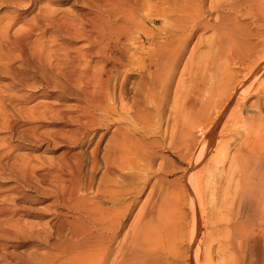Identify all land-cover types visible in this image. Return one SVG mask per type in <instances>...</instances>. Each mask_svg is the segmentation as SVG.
<instances>
[{
  "label": "bare ground",
  "instance_id": "obj_1",
  "mask_svg": "<svg viewBox=\"0 0 264 264\" xmlns=\"http://www.w3.org/2000/svg\"><path fill=\"white\" fill-rule=\"evenodd\" d=\"M83 3L33 17L71 41L62 62L50 47L27 56L34 28L16 43L32 70L54 65L61 80L47 79L54 101L28 109L60 121L52 140L66 149L43 172L26 170L31 157L20 170L51 198L38 212L52 221L44 264H264V0ZM163 152L184 165L175 188ZM13 222L6 237L37 239Z\"/></svg>",
  "mask_w": 264,
  "mask_h": 264
},
{
  "label": "rangeland",
  "instance_id": "obj_2",
  "mask_svg": "<svg viewBox=\"0 0 264 264\" xmlns=\"http://www.w3.org/2000/svg\"><path fill=\"white\" fill-rule=\"evenodd\" d=\"M9 2L8 0H0V209L3 207L17 208L18 213L13 215L11 219L10 216L5 217L0 212V264H44L47 251L46 242L50 240L48 237V228L52 221L50 214L46 213V211L45 216L38 212H42L43 209L50 205L51 198H47L46 200L41 199V195L38 196V192L36 191L41 186L33 178L23 176L20 170L23 171L26 167L28 172L34 168L42 169L41 172H43L46 168H49L53 162H56L57 157L66 149L65 144L56 145L52 140V134H54L57 127L60 126V121H57V118L55 119L53 114H45L44 117L41 116L39 118L40 120L37 119L33 121L30 119L31 116L28 109L35 103L40 102L41 104L43 102L54 101L56 94L53 92L52 86L47 82V79L49 78L51 81L57 82H61V80L60 78L58 79L59 76L57 75V70L54 65V67L47 66L46 64L44 65L46 67L45 76L32 70L30 62L34 60V62H36L37 58H24L21 51L16 46V43L20 40L17 37L23 36L24 34L26 36L27 32H29V34L31 33L29 28H34L33 19L36 14L42 16L46 10H55L59 13L61 12V15L72 17L74 16L73 13L76 14L75 12L84 9V3L83 0H32V2L23 0V3L20 5H13ZM16 16L20 17L22 21L12 26L9 22H11V19L13 21ZM23 22L28 23L25 25ZM78 22L80 23V20H78L77 23ZM7 23H9L11 27L8 28L9 24ZM6 24L8 26H6ZM3 27H7V30L5 29L6 33ZM36 30L38 29L34 30L37 34H30L32 37H30L31 40L29 41V45L27 44V49H25L26 53H28L27 56L29 55V57H32V55L35 54L31 51L33 48L37 51L39 50V52L41 48H45V51L51 48L55 54V58H59L62 62V60L66 58V53L64 55L66 51L64 48L66 47L65 43H68L69 40L62 38L58 35L59 33L53 29H51V31L48 29L47 32L45 31L42 33ZM9 38L12 41H10ZM39 40L41 41L39 42ZM79 40H75V42H73L74 45L76 44L78 47H84L86 43L81 39ZM31 41H36L37 43H30ZM12 42L14 44H12ZM69 42L71 43V41ZM35 49L33 50L35 51ZM203 49L204 48H202V50ZM18 51L20 53H18ZM53 62L54 64L56 63L55 61ZM27 81L33 82L34 84L31 86ZM43 90H45L46 93L48 91L50 92L46 94L42 92ZM71 95H69V93L65 94L62 98L63 102L72 103L75 100V90H73ZM35 124L37 126L36 132L38 135L36 147L31 144V133H29L30 127ZM68 128L69 127L66 129ZM108 135L110 136V134ZM79 150L84 153H89L87 148ZM158 153L161 152L158 151ZM162 154L169 159L173 157L166 152ZM30 157L33 159V163L25 166ZM172 159L174 164L172 163L169 165L168 169L171 170L173 168L169 178L174 181L172 187L175 188L176 185L178 186V178L183 173L182 170L184 169V165L179 164L174 157ZM157 161H159V159ZM28 207L34 208L36 213L30 215L26 214L25 212ZM19 215L22 216L20 217ZM17 219H20L19 224L22 225L24 230L31 231L35 235L34 237H37V241L35 240L30 243L18 245L16 241L6 237L5 232L7 229L14 232L15 227L13 221H17ZM171 233L170 231V234Z\"/></svg>",
  "mask_w": 264,
  "mask_h": 264
}]
</instances>
